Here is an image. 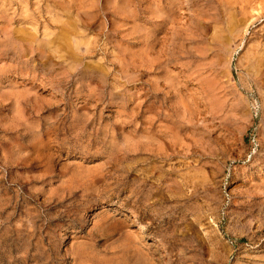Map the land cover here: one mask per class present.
Segmentation results:
<instances>
[{"label": "rangeland", "instance_id": "rangeland-1", "mask_svg": "<svg viewBox=\"0 0 264 264\" xmlns=\"http://www.w3.org/2000/svg\"><path fill=\"white\" fill-rule=\"evenodd\" d=\"M0 264H264V0H0Z\"/></svg>", "mask_w": 264, "mask_h": 264}, {"label": "bare ground", "instance_id": "bare-ground-1", "mask_svg": "<svg viewBox=\"0 0 264 264\" xmlns=\"http://www.w3.org/2000/svg\"><path fill=\"white\" fill-rule=\"evenodd\" d=\"M5 33H7V32H5Z\"/></svg>", "mask_w": 264, "mask_h": 264}]
</instances>
